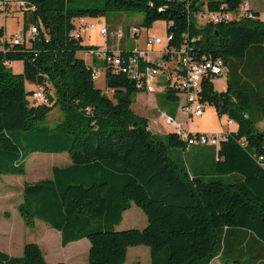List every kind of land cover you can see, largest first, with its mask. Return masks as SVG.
I'll return each instance as SVG.
<instances>
[{
  "label": "trees",
  "instance_id": "obj_1",
  "mask_svg": "<svg viewBox=\"0 0 264 264\" xmlns=\"http://www.w3.org/2000/svg\"><path fill=\"white\" fill-rule=\"evenodd\" d=\"M242 2L201 4L233 11ZM112 11L142 12V27L164 20L170 45L188 43L195 61L224 60L227 88L217 90L208 75L200 90L219 117L237 124L218 148L204 147L186 163V140L176 131L154 133L132 109L142 90L127 72L105 62L112 95L96 85L94 67L78 52L98 46L72 31L79 17L104 19ZM254 13L213 25L198 24L178 0H29L22 28L36 26L37 33L0 49V173L25 174L34 152H67L71 163L24 183V223L40 219L59 230L62 246L89 239L87 264H124L129 247L138 245L149 247L151 264H210L216 257L222 264H264V130L257 127L264 121V20ZM106 22L111 30L131 26ZM15 60L23 62L21 72L10 69ZM151 70L161 72L168 99L178 101L167 68L148 66L146 75ZM28 82L44 86L50 103H36ZM57 106L62 119L40 125ZM133 202L147 225L117 229ZM0 264L48 262L38 243L26 242L20 256L0 250Z\"/></svg>",
  "mask_w": 264,
  "mask_h": 264
},
{
  "label": "built area",
  "instance_id": "obj_2",
  "mask_svg": "<svg viewBox=\"0 0 264 264\" xmlns=\"http://www.w3.org/2000/svg\"><path fill=\"white\" fill-rule=\"evenodd\" d=\"M178 1L186 3L190 17L198 24L216 25L231 20L257 17L248 0H243L239 8L233 11L210 10L205 4H201L202 0ZM28 4L29 0H0V26L5 28L3 34H0V49L5 50L8 45L29 43L37 33V27L31 26L27 32L22 28V31L9 34L5 26L7 19L12 17L14 11L23 13L28 8ZM192 4L195 6L193 7ZM93 30H99L100 34L106 38V44L104 47L91 50L92 57L97 55L104 62L113 66L116 71L127 72L137 81V86L142 91L163 92V89H160V80L157 76L146 75V67L165 65L170 73V80L176 86L179 110L188 120L202 116L206 107L210 106L208 102L201 99V80L208 75L216 77L224 74L225 63L222 58L195 61L191 56L188 43L184 42L180 46L170 45L173 39L172 34H167L166 39L163 40L158 36L144 33V27L139 25H131L127 29L111 30L105 19L97 17H79L72 35L76 38H85L86 34ZM109 38L114 42L109 43ZM124 39L125 41L122 43ZM130 40L134 45L132 48ZM155 46L161 47L157 51L152 50L151 48ZM124 51L128 54L126 57L123 56ZM102 73L103 70L99 67L93 68L95 80H98ZM31 97L38 104L50 103V96L42 85H36L33 88ZM163 114L165 122L175 128V131L186 140L188 146L198 145V140H206V146L211 145L218 148L221 141L228 139L232 130L228 128L223 133L211 135L205 132L193 133L176 122L173 116ZM227 123L229 127L236 124L233 119H227Z\"/></svg>",
  "mask_w": 264,
  "mask_h": 264
},
{
  "label": "rangeland",
  "instance_id": "obj_3",
  "mask_svg": "<svg viewBox=\"0 0 264 264\" xmlns=\"http://www.w3.org/2000/svg\"><path fill=\"white\" fill-rule=\"evenodd\" d=\"M79 5H83L79 3ZM144 14L139 11H119L109 12L104 19L110 20L117 26L126 27L127 25H143ZM23 14L21 12L14 11L12 17L6 21V29L9 34L22 31ZM144 33L147 32L150 36H158L163 40L167 37V23L164 20L155 21L150 26H143ZM86 42L89 45H96L98 47H104L106 44V38L100 34L99 30H93L86 34ZM134 45L130 40V47ZM161 46H155L152 50H159ZM81 53V55H83ZM233 60V59H232ZM96 67L105 68L106 63L95 55V61L92 63ZM23 63L21 60L11 61L9 64L10 69L14 72L22 70ZM161 73V72H160ZM160 77L161 74H160ZM226 74L222 76H216L214 78V85L217 90H223L226 87L227 80ZM98 85H103L99 80H96ZM109 96L112 95L110 91H107ZM170 105L179 106V101H168ZM160 108H164L160 104ZM62 119V112L60 108L55 107L45 118L40 121V125H56ZM227 118H220L213 107H206L204 114L200 117H194L190 120L189 129L193 133L196 131L205 132L207 134H219L228 129ZM257 127L264 130V122H258ZM235 128V125L229 127ZM188 129V128H187ZM195 155V152H188L186 150V163H191ZM69 158L68 153H44L36 152L32 153L26 160L27 172L22 175L1 174L0 173V250L8 251L13 248L15 251L17 248H21V239H29L34 237L39 239L43 235L45 239H41L42 247L45 251L51 250L54 256H64L65 248L60 244V238L54 239L49 234L45 233V229L51 230V227L40 219H36L34 225H25L23 218L21 217L17 204L22 199V188L26 182H36V179H44L52 176L53 166H62L65 163V158ZM148 219L145 212L137 206L134 202L131 207L125 211L123 220L120 225L116 226L117 229L127 228H143L147 225ZM53 230V229H52ZM45 233V234H44ZM29 241V240H27ZM81 253L84 254L85 263L88 261V251L85 246L81 247ZM70 264H79L77 261L72 260ZM82 263V262H81ZM84 263V264H85ZM124 264H151L150 249L146 245L131 246L128 249L127 259ZM210 264H222V260L219 257L214 258Z\"/></svg>",
  "mask_w": 264,
  "mask_h": 264
},
{
  "label": "crops",
  "instance_id": "obj_4",
  "mask_svg": "<svg viewBox=\"0 0 264 264\" xmlns=\"http://www.w3.org/2000/svg\"><path fill=\"white\" fill-rule=\"evenodd\" d=\"M248 1L251 3V6L253 7V9L258 13L259 18L261 20H264V0H248ZM84 43L88 44L85 39H84ZM83 52H84V54L81 55V53H83ZM78 55L80 57H83L93 67H96L92 64L95 61V57H92V55L88 51H80V52H78ZM100 69L103 70V73L98 80L101 81L103 83V85H98L97 81H96V85L105 91H109L108 88L106 87V68H100ZM22 70H23V66H22ZM21 71H19V72H21ZM160 74L161 73H158L157 77L160 80V89H163V92L158 91L155 93H148L145 91H139L135 95V99H134V102L132 104V109L137 114L144 116L148 119V124H149L150 130H152L156 134L163 136V135H167L170 132L175 131V128L172 125H169L165 122L163 113L173 116L176 119V122H178L186 130L192 132V130L189 129L190 120H188L185 117V115L179 110V106H173V105L169 104L168 101H171V100L168 99L167 94L164 91V81H163V77H160ZM226 80H227V77H226ZM26 86L29 90H31L35 87V84L28 82L26 84ZM226 88H227V84L223 90H225ZM223 90H219V91H223ZM160 104H162L164 106V108H160ZM211 107H213V109L217 113L215 107L214 106H211ZM224 117H226V116H223L220 118H224ZM261 122H264V121H261ZM234 125H235V128H232V130L237 129V124H234ZM196 132H199V131H196ZM207 146H211V145H207ZM207 146L191 145V146H188L186 150L188 152H195V154H196L197 152L202 150V148L207 147ZM34 153H36V152H34ZM63 153H67V152H62V153H57V154H63ZM70 163H71V159L69 156V158L68 157L65 158V163L62 166H66ZM26 172H27V170H26ZM12 175H14V174H12ZM39 180H41V179H36L34 181H39ZM22 191H23V188H22ZM21 201H22V199H21ZM19 203L17 204V207H18ZM123 217H124V215H123ZM35 223H36V220H35ZM45 233L52 236L55 240L60 238V244H61V233L59 230L51 227V230L45 229ZM44 237H45V235H43L39 239H35L33 236L29 237V239H26V240H24L25 238L21 239V246H22L21 248H17L15 251H13V248H10V249H8V251H5V252L10 254V255H13V256H20L23 253V247H24V244L26 242H36L40 245L41 249L43 250V253L45 255V259L48 262V264H54L57 262H65L66 264H70L69 262H71L72 260L77 261L79 264L85 263V259H84L85 257H84V254L81 253V249H82L81 247L85 246L86 250L88 251V254H89V249H90L89 239L83 238V239H80L77 241H72V242L68 243L66 246L61 245L62 247L65 248L64 251H66V252H64V256L61 255L59 257H56V256H54V254H52L51 250L47 249V251H45L43 249V247H42L43 243H42L41 239H43ZM27 240H29V241H27ZM44 240L45 239H43V241ZM85 264H87V263H85Z\"/></svg>",
  "mask_w": 264,
  "mask_h": 264
},
{
  "label": "bare ground",
  "instance_id": "obj_5",
  "mask_svg": "<svg viewBox=\"0 0 264 264\" xmlns=\"http://www.w3.org/2000/svg\"><path fill=\"white\" fill-rule=\"evenodd\" d=\"M161 66L164 67L165 65H161ZM158 73L159 72L157 70H151V71H149L148 76H157ZM198 145L206 146V140H198Z\"/></svg>",
  "mask_w": 264,
  "mask_h": 264
}]
</instances>
